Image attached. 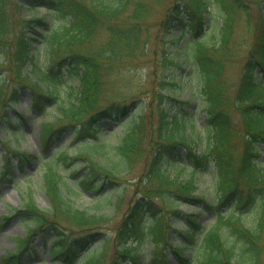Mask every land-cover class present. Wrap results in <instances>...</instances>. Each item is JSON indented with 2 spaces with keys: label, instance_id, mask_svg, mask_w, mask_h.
<instances>
[{
  "label": "trees",
  "instance_id": "trees-1",
  "mask_svg": "<svg viewBox=\"0 0 264 264\" xmlns=\"http://www.w3.org/2000/svg\"><path fill=\"white\" fill-rule=\"evenodd\" d=\"M22 1L26 4L23 5ZM127 1L20 0L21 4H14L10 0H0V66L9 63L17 81H26L33 87L34 108L43 110L39 100L43 95L47 102L58 106L63 112L62 119L71 121L69 126L74 142L89 146L73 158L66 152L59 153V148L45 159L42 165L43 189L50 206L41 210L29 198L20 210L14 209L9 216L3 217L5 222L21 219L31 226L27 227L24 238H16L15 249L3 256L2 264H21L23 255L32 249V239L38 234L43 236L45 232L55 235L50 248L52 264H146L147 261L150 264H170V257L175 259V264H258L264 252V16L254 26L259 34L248 53L233 102L243 126L242 136L245 135L242 152L238 155L233 141L240 137L241 128H237L226 108L229 100L221 79L225 64L214 54L228 46L237 12H243L248 24H251L249 6L243 0H217L218 8L211 11L208 0H181L167 10L162 21L164 36L170 37L177 25L179 36L177 43L168 39L169 44L174 46L175 43L173 52L162 49V89L159 94L153 92L159 112L157 122L151 123V133H148L150 124L145 125L143 103L136 99L95 110L102 74L110 69L108 66L113 60L132 57L138 48L135 26L125 29L108 27L110 39L94 55H81L72 49L73 44L88 41L93 36L100 26L99 17L114 19L121 15ZM35 3L47 9L51 15L50 21L32 17L18 22L14 18L13 11H21V7H25L29 14L37 11ZM141 12L136 9L131 18L140 19ZM51 20H58L59 26H50ZM32 24L35 25L33 32L29 30ZM40 39L41 45L48 46L50 66L40 69L34 64L29 72L34 82L30 83V78L24 74V66L29 60L32 42ZM181 58L182 63L191 64L198 72L209 139L204 151H195L190 145L193 143L191 140L186 143L190 139L188 128L191 120L181 108L183 101L171 94L174 90H164L170 84L175 85L172 82L175 76L170 81L168 70L174 66L181 68L179 64H173ZM56 59L59 61L53 62ZM103 60L107 62L105 65H102ZM63 66L68 67L69 73L78 79L73 100L68 101L69 107L66 109L59 106L62 101L58 105V88L65 81L59 70ZM170 75H174V70ZM180 77H183L182 73ZM7 83L6 75H1L0 103ZM17 96V88H13L9 99L15 101ZM88 114L90 116L81 122ZM120 119H123L119 123L123 133L115 146L111 147L119 163L127 168L129 162L142 152L144 141L149 140L148 145L154 147V151L143 179L146 190L130 207L116 237L120 247L108 261L110 233L106 225L113 215L89 214L73 207L65 196L60 168H68L70 162L80 158L87 171L77 178V186L93 191L94 195L101 193L100 183H96L99 178L116 183L113 180L115 172L100 164L96 155L106 149L100 141L103 136L100 123ZM55 126L49 122L41 126L40 140L46 155L66 129V126ZM181 147L185 150L183 162L178 158ZM14 155H17L20 164L31 158L22 151ZM11 157L4 160L0 176L10 173ZM177 165H188L191 175L187 181L178 182L177 177L169 172V167L176 168ZM209 165L215 170L212 197L216 203L210 198L192 195L195 191L193 174L206 172ZM75 170L73 166L70 172L76 174ZM242 179L244 186H241ZM120 197L114 196L113 207H117ZM229 202H233L232 207L225 213L221 212V208ZM181 203L194 211L183 212L179 209ZM244 209L256 211L257 217L251 227L245 225L241 218L245 214ZM198 211H214V223L202 225ZM168 218L180 221L182 227L181 230H174L173 240ZM62 221L71 227L70 237L61 232ZM74 231L78 234L73 235ZM98 238L99 242L95 243ZM148 244L152 247V253L150 258L145 256V260H142L140 254ZM188 253L194 255L188 258Z\"/></svg>",
  "mask_w": 264,
  "mask_h": 264
},
{
  "label": "rangeland",
  "instance_id": "rangeland-1",
  "mask_svg": "<svg viewBox=\"0 0 264 264\" xmlns=\"http://www.w3.org/2000/svg\"><path fill=\"white\" fill-rule=\"evenodd\" d=\"M14 4L19 3L20 0H10ZM181 0H128L125 11L118 15V17L104 18L99 17V27L93 33V36L88 41H83L72 45V49L81 55H94L103 45H106L110 39V32L108 27L113 29H125L130 26H135L138 36V48L132 57L123 58L122 60H113L108 66L110 69L105 74H102L99 94L97 97V105L95 110H102L109 108L111 105L121 102H128L131 100L140 101L144 107V121L145 125L150 124L148 133H151V123L157 122L158 106L157 100H154V94L161 93L164 67L160 64V56L162 49L174 51V46L168 43V39H173L176 43L179 36V27H175L170 34V37L164 36V24L163 20L166 16L167 10L175 3ZM187 1V0H186ZM211 11H215L218 8L217 0H208ZM245 4L249 6V12L251 15V24L249 25L246 16L243 12H237L231 40L228 46L215 52L216 58H219L224 62V74L222 76L223 86L228 96L229 105H227L228 113L233 119L237 128L240 129V137H236L233 141V146L237 149V154L242 152L241 145L243 139L245 140L243 126H241L240 115L238 111L233 108V102L235 99L236 91L243 74V67L248 60V53H250L253 44L259 34L254 26L260 22V18L264 16V0H243ZM23 5L26 3L22 1ZM21 4V2H20ZM38 10L29 14L25 7H21V11H13L14 18L20 22V20H29L32 17L42 18L44 21H50V14L47 9L43 8L40 3H35ZM138 6H141L137 8ZM138 9L141 12L142 17L137 20H133L131 15ZM140 15V16H141ZM139 16V17H140ZM50 26H59L58 20H51ZM31 30L35 27L31 25ZM38 34V32L36 33ZM35 37L37 35L34 34ZM40 40L32 42L29 48V60L26 61L24 66V74L30 79V83L34 82L29 72L32 70V66L35 64L40 69H46L50 66L47 57V45L40 44ZM31 43V42H30ZM66 47V46H64ZM50 55V50H49ZM63 56V55H62ZM61 57V56H60ZM62 59V58H61ZM2 59H0V62ZM59 60H54L53 62ZM183 59L174 61L173 64H179L181 68L176 66L168 70V79L172 81L165 88L173 89L171 93L179 101H183L181 108L191 120L190 127L188 128L190 139L186 143L193 142L190 145L195 148V151H204L208 144V133L206 130L207 115L204 111V99L199 90L198 72L191 64L182 63ZM107 62L103 60L102 65ZM56 65V63H54ZM1 75H6L7 84L5 86V93L0 103V167L3 160L11 154H17V152H25L33 157L38 154H43L40 159H32L26 161L21 165L15 156H12L10 173L8 176L2 177L0 180V264H2L3 256H7L8 252L13 251L16 246V238H24L27 233V227L31 224L27 221L17 219L5 222V216L14 209H21L24 202L31 198L35 205L41 209H48L50 202L45 195L43 189V167L42 163L46 157L43 147L40 141L41 126L44 123L55 124L56 127L66 126L64 132H62L54 145L52 151L66 152V154L73 158L79 151H86L87 147L82 145L81 142H73V131L70 128L71 124L68 119H62L61 110L53 103L47 102L45 95L39 98L42 103L43 110L39 111L33 107L34 92L33 87L26 81H17L15 78L16 73L12 70L9 63L2 64ZM60 73L63 75L64 83L59 86L60 100L58 105L65 109L69 107L68 101L73 100L75 89L78 86V79L74 74H70L68 67L63 66L60 69ZM174 70V75H170ZM56 71V70H55ZM182 71V72H181ZM182 73L183 77H180ZM13 88H17L18 96L15 101L9 99L10 92ZM166 93V92H163ZM138 113V111H137ZM90 114L86 115L81 121L84 122ZM59 120V121H58ZM119 121L104 120L100 123L103 136L100 141L105 144L106 149L101 150V154L96 155V160L100 164L105 165L109 169L115 172V182L110 183L108 180H102L99 178L96 183H100L101 193L94 195L93 191L80 189L77 186V178L80 175H85L86 169L81 164L82 160L79 158L77 161L70 162L69 167H75L76 174L70 172V169L66 167L60 168V174L63 177L64 186L67 188L65 196L71 201L73 207L79 210H85L89 214L102 213L113 215L111 220L107 223L106 229L110 233V242L108 246V254L111 261L112 255L120 247L118 239V230L121 227L122 222L127 217L130 207L134 201L142 195L146 190V186L143 185V179L146 176L148 163L153 154L154 147L148 145V141H144L141 146L140 155L129 162L128 167L125 168L122 163L118 162L117 156L111 147L115 146L116 142L120 139L123 133V128L119 126ZM13 128L18 131V134L13 135ZM239 142H238V141ZM179 161L183 162L185 159V150L183 147L179 149ZM51 151L48 153L50 154ZM11 154V155H13ZM264 160V156L262 158ZM117 162V164H116ZM181 164V163H180ZM116 167L113 169V167ZM169 172L177 177L178 182L187 181L191 173L188 165L185 167L172 166L168 168ZM194 188L192 192L193 196H203L206 199H212L214 203V197H212V182L214 180V168L209 165L206 172L199 171L194 174ZM76 179V180H75ZM245 182L241 181V186H244ZM121 188V189H120ZM120 189V190H118ZM121 195L117 201V207H113L112 201L114 196ZM105 197V198H104ZM159 203L157 198H154ZM108 202V203H107ZM229 202L221 208V212H227L231 208ZM179 209L183 212L194 211L193 208L181 203ZM199 214V212H197ZM244 215L242 220L247 226H253L256 220V211L253 209H244ZM214 211L200 212L199 222L202 225L209 226L214 222ZM172 226L170 234H173L175 230H181V223L174 218L167 219ZM61 232L67 236H71V227L61 222ZM76 231L73 235H76ZM78 234V233H77ZM99 240V239H98ZM54 241V237L51 233H46L43 236L36 235L31 241V248L22 257L21 264H52L53 260L50 255V246ZM151 247H147V254L150 255ZM190 257L191 254H188ZM170 264L174 263L173 258L169 259ZM264 264V252L261 253L259 263Z\"/></svg>",
  "mask_w": 264,
  "mask_h": 264
}]
</instances>
